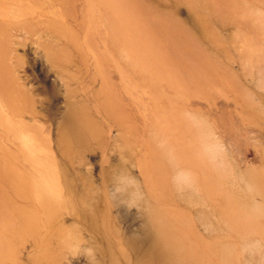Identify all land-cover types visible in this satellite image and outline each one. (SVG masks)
<instances>
[{"label": "rangeland", "instance_id": "rangeland-1", "mask_svg": "<svg viewBox=\"0 0 264 264\" xmlns=\"http://www.w3.org/2000/svg\"><path fill=\"white\" fill-rule=\"evenodd\" d=\"M0 264H264V0H0Z\"/></svg>", "mask_w": 264, "mask_h": 264}]
</instances>
